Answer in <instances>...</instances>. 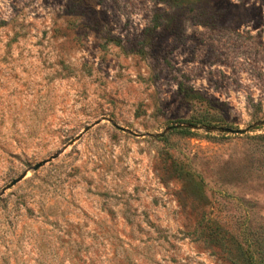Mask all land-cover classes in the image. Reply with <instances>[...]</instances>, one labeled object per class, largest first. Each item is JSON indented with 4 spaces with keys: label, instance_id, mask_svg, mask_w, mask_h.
Listing matches in <instances>:
<instances>
[{
    "label": "rangeland",
    "instance_id": "1",
    "mask_svg": "<svg viewBox=\"0 0 264 264\" xmlns=\"http://www.w3.org/2000/svg\"><path fill=\"white\" fill-rule=\"evenodd\" d=\"M251 258L264 0H0V264Z\"/></svg>",
    "mask_w": 264,
    "mask_h": 264
},
{
    "label": "water",
    "instance_id": "2",
    "mask_svg": "<svg viewBox=\"0 0 264 264\" xmlns=\"http://www.w3.org/2000/svg\"><path fill=\"white\" fill-rule=\"evenodd\" d=\"M98 123V122H96ZM95 125V124H94ZM94 125H91V126H87L86 128H84L83 130V133L81 135H83L85 132H87L92 126ZM117 127V126H116ZM184 127H187V126H184V125H177V126H172V127H169L167 130H172V129H181V128H184ZM121 129V128H120ZM221 132H224V133H236V134H243L245 131H241V130H238V131H234V130H231V129H228V128H225V129H220ZM45 164V162H41L37 165H35L33 167V171H36L38 170L41 166H43ZM20 179H16V180H13L9 185L6 186L5 189H9L11 188L12 186H14Z\"/></svg>",
    "mask_w": 264,
    "mask_h": 264
},
{
    "label": "trees",
    "instance_id": "3",
    "mask_svg": "<svg viewBox=\"0 0 264 264\" xmlns=\"http://www.w3.org/2000/svg\"><path fill=\"white\" fill-rule=\"evenodd\" d=\"M191 124H202V125H204L206 128H209L210 126H211V122L210 121H201V122H190ZM254 259V258H253ZM252 258L249 260L250 262H251V264H252V260H253ZM258 260H259V258H258ZM255 262V261H254ZM234 264H241L240 263V261H234ZM258 264H259V261H258Z\"/></svg>",
    "mask_w": 264,
    "mask_h": 264
}]
</instances>
